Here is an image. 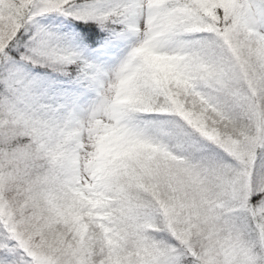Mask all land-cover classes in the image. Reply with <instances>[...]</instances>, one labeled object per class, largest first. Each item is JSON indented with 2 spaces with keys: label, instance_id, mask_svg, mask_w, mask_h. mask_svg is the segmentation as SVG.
I'll return each mask as SVG.
<instances>
[{
  "label": "snow or ice",
  "instance_id": "6c2138e0",
  "mask_svg": "<svg viewBox=\"0 0 264 264\" xmlns=\"http://www.w3.org/2000/svg\"><path fill=\"white\" fill-rule=\"evenodd\" d=\"M0 264H264V0H0Z\"/></svg>",
  "mask_w": 264,
  "mask_h": 264
}]
</instances>
